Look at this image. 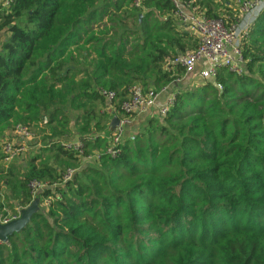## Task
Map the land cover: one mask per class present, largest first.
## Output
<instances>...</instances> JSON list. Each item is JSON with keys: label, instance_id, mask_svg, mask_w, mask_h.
<instances>
[{"label": "trees", "instance_id": "16d2710c", "mask_svg": "<svg viewBox=\"0 0 264 264\" xmlns=\"http://www.w3.org/2000/svg\"><path fill=\"white\" fill-rule=\"evenodd\" d=\"M192 1L221 18L215 0ZM175 10L173 0H14L0 15V142L47 117L45 145L76 128L86 154L104 152L100 90L115 91L124 115L131 85L161 91L184 73L174 59L197 49ZM242 47L245 74L178 87L166 114L126 128L118 155L83 162L70 181L34 164L80 160L57 144L26 179L1 173L0 197L20 208L31 179L53 185L39 194L48 206L0 245V264H264V10Z\"/></svg>", "mask_w": 264, "mask_h": 264}, {"label": "built area", "instance_id": "2783aa9c", "mask_svg": "<svg viewBox=\"0 0 264 264\" xmlns=\"http://www.w3.org/2000/svg\"><path fill=\"white\" fill-rule=\"evenodd\" d=\"M13 1L0 0V15L11 6ZM173 2L176 8L174 17L185 30L195 33L199 41L195 51L178 55L173 61L174 64L181 66L186 75L198 69V77L200 80H214L221 69H226L237 75L246 73V60L242 47L243 39L248 36L252 25L264 10V0H238L239 14L231 22L225 21L223 18L208 17L204 11L193 7L192 0H173ZM136 4L138 5V1H136ZM166 88L159 92L150 90L146 94L140 84L132 85L129 88L127 100L121 105L124 116L127 117L126 121L133 114L143 113L150 108L156 107L159 93L165 91ZM100 94L108 101L110 109H114L115 91L101 89ZM174 100L175 93L166 100V104L160 107L159 114H166L170 106L173 105ZM47 121L48 118L45 117L39 125H45ZM123 123L124 121L120 120L119 125L112 132L107 135L104 134L108 141V147L104 152L94 151L86 154V142L80 138L50 140L46 145L43 142H38L35 150L37 152V150L50 148L53 144H57L65 151L73 153L83 161H92L100 158L104 153L115 157L120 151V145L123 143L127 132V127ZM11 133L16 138L21 139L22 143L16 145L10 139L9 135L1 140V151L4 159L7 161L14 159L19 153L25 151L27 149V143L31 142L35 136L33 127L23 123L14 125ZM130 136L132 139L134 138V134H130ZM95 138L96 135L89 137L88 140H94ZM74 172L73 169H68L64 172L61 183L64 184L70 181L75 174ZM55 185L57 184L55 183ZM47 187H49V184L43 183L38 179H31L28 182V188L32 202L39 198L40 192H43ZM44 200L49 204V197ZM21 209L23 208L17 209V212L14 213L5 207L0 208V222L5 224L17 219L20 217ZM2 243L0 240V245Z\"/></svg>", "mask_w": 264, "mask_h": 264}, {"label": "rangeland", "instance_id": "374dc122", "mask_svg": "<svg viewBox=\"0 0 264 264\" xmlns=\"http://www.w3.org/2000/svg\"><path fill=\"white\" fill-rule=\"evenodd\" d=\"M216 3H218L217 5H220V7L218 8V12L220 13V17L222 19L226 18L225 21H228V17H236L239 14V4H238V0H228L229 3L228 5L225 4L226 0H215ZM226 5V7H225ZM217 9V7H214ZM233 18V19H234ZM236 19V18H235ZM230 22V21H229ZM228 22V23H229ZM7 37V31L4 29L3 31L0 32V41L4 40ZM195 79V80H194ZM200 83L202 81H200L199 77H198V69H196L194 72L186 75L185 73H183L182 77L179 79H176L173 84L167 86L166 89H169V87H171L175 93V91L177 90L178 87H182L184 85H189L192 83ZM135 85V84H133ZM141 85V84H140ZM132 86V85H131ZM130 86V87H131ZM142 86V85H141ZM129 87V88H130ZM145 93L147 94L150 90H154V88H149V89H145L144 86H142ZM173 95V93L171 94ZM170 95V96H171ZM118 99L115 98L114 100V105H116L118 103ZM102 102V101H101ZM97 102L95 103L93 106L96 109L97 113L99 114V116L103 115L105 116L104 122L106 125L109 126L110 121L112 120V118L114 116H117L119 118V120L124 121V126L129 127V128H139L140 126H142L147 118L152 117L151 115H153L154 113L158 112L159 109L158 108H150L147 111L143 112V113H139V114H133L131 117H129L126 121V118L124 115H119L118 112H115V106L114 109H110L108 101H106V99L103 98V102ZM87 107H89V105L87 104ZM82 112V108L78 111H72V117L75 118L77 115H79ZM33 127V132L35 134L34 139L31 140V142L27 143V149L21 153L18 154V156H16L14 159L12 160H5L4 157L2 156V158H0V174L2 173L3 175L6 174L7 177H9L11 180H13V177H15V179L17 178L18 180H22V179H26L27 175L29 173V169L31 167L32 161L34 159H36V154L40 153L42 150H37V152L35 153V146L38 142H43L45 140H49L52 137V133L49 129L48 126L46 125H39L38 124H32L31 125ZM13 130V127H11L9 130H7V133L10 137V139L13 141V143H15L16 145H20V143H22L21 139L16 138L11 131ZM78 131L75 130L72 132L71 135L69 136H63L64 139H74V138H78ZM133 133H135L133 131ZM46 162L48 165H50L51 168L54 169V171L56 172V174L58 175V179H57V183H61V178L64 172H66L68 169H73L75 172L74 173H78L84 166L85 161H83L82 159H70L68 157H64V156H59L57 157L56 154H54L52 157L50 158H46V159H40L36 160L34 162V164L38 165V167H40L41 163ZM10 171L13 172V175L10 174ZM26 177V178H25ZM60 179V181H59ZM43 183H51L49 181V179H43L41 180ZM56 183V184H57ZM1 188V187H0ZM3 193H5V189L1 188ZM9 192H6V194ZM11 193V192H10ZM6 194H4L3 196L0 197V203L4 204L7 203L8 205L4 204L5 207H7L8 210H12V206H15L16 209H19L20 207H17L15 204H17L18 201L15 202L14 205H12L7 199ZM45 198H41L39 197L37 200V211L43 210L45 209L48 205L44 200ZM14 202V201H12ZM26 208V207H25Z\"/></svg>", "mask_w": 264, "mask_h": 264}, {"label": "water", "instance_id": "95a60500", "mask_svg": "<svg viewBox=\"0 0 264 264\" xmlns=\"http://www.w3.org/2000/svg\"><path fill=\"white\" fill-rule=\"evenodd\" d=\"M120 120L117 116H114L109 123L107 132L110 133L113 129L119 125ZM37 199H35L30 205L26 208L21 209L20 217L14 219L8 223L2 224L0 222V240L5 243L8 241L9 236L15 231L21 230L23 227L27 225L30 220V217L34 212L37 211Z\"/></svg>", "mask_w": 264, "mask_h": 264}, {"label": "crops", "instance_id": "0c3cea01", "mask_svg": "<svg viewBox=\"0 0 264 264\" xmlns=\"http://www.w3.org/2000/svg\"><path fill=\"white\" fill-rule=\"evenodd\" d=\"M239 11V10H238ZM195 80V79H194ZM174 90L169 87V89H166L165 91L159 93V96H158V100H157V106L156 107H153L154 109L155 108H158L160 110V107H162L164 104H166V100L170 97V95L174 92ZM152 117H159V112H156L154 113L153 115H151ZM128 128V127H127ZM128 130V129H127ZM7 133V132H6ZM128 133H133L132 131H128ZM35 153H36V150H35Z\"/></svg>", "mask_w": 264, "mask_h": 264}]
</instances>
